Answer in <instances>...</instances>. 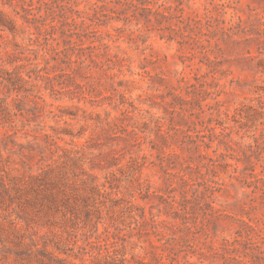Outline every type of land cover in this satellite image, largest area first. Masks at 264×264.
Masks as SVG:
<instances>
[{"label":"rangeland","instance_id":"374dc122","mask_svg":"<svg viewBox=\"0 0 264 264\" xmlns=\"http://www.w3.org/2000/svg\"><path fill=\"white\" fill-rule=\"evenodd\" d=\"M5 1L18 31L0 30V264H42L38 249L50 264H237L224 247L241 220L264 251V0L183 1L163 22L181 43L97 24V0Z\"/></svg>","mask_w":264,"mask_h":264},{"label":"trees","instance_id":"16d2710c","mask_svg":"<svg viewBox=\"0 0 264 264\" xmlns=\"http://www.w3.org/2000/svg\"><path fill=\"white\" fill-rule=\"evenodd\" d=\"M97 1L102 2L101 4H97ZM96 2H93L94 7V15L98 18L99 25H106L109 22L113 20L122 21L124 25L132 22L134 19L137 21H141L146 27H148L150 30H154L159 37L161 38H167L168 40H172L176 37L181 38L179 41L180 43L183 42V36L186 31V29H182L181 26H172V25H166L163 24L164 21L171 19L173 17H180L183 13V8L180 6V4L185 0H174L175 3L170 5H165L166 1L163 0L161 2H158V0L152 1V0H97ZM189 1V0H186ZM212 0H208L209 3H211ZM39 6L42 5V0H39ZM5 3H11V0L5 1ZM106 3H111L112 5L110 7L106 6ZM148 3L156 4L157 7L153 8L151 6H148ZM24 14L21 15L22 18L28 23L33 24L35 28L39 29V25L37 24L40 22V19L43 18V16L36 15V13L31 12V8L22 7ZM39 9V7H38ZM171 10H173L175 13H172ZM179 15H178V14ZM176 14V15H173ZM63 20L60 21L59 27L62 25L67 24V17L62 16ZM100 17V18H99ZM103 19H102V18ZM54 18L52 17L49 25L52 29H57L58 24L53 23ZM180 22H183L182 20ZM0 30L1 31H8L13 36L16 35L18 31V26L15 22V20L10 17L3 9L0 8ZM185 30V31H184ZM1 36V34H0ZM5 79L13 84V80L10 77H5ZM173 175V174H172ZM182 179L186 181L185 175L181 174ZM49 197L51 198L50 203H47L46 206L49 210H51L52 206L57 204V194L53 191L49 192ZM163 201L173 209L174 214L176 216L182 218L183 224L187 226V213L185 211V205L181 201H175L174 199H169V197H164ZM177 202V204L175 203ZM56 207V205H55ZM85 214L88 217L89 210H85ZM244 224V231L236 230L237 237L234 239L233 242H225V251L227 255H225L228 258H232L236 260L237 264H249L247 260L237 256H230L231 252L235 250V247L232 245L234 243H238L239 245H245L246 247L250 249H255L253 251V256L259 257V254H263L264 251L260 249L259 246L257 247H250L248 246V241L246 238L251 237L249 232L254 231L255 227L248 222L241 220ZM189 228V226H187ZM38 253L41 256L40 262L42 264H50L52 260V256L50 252H48L45 249H38ZM156 256V252H153ZM160 259L163 258V254H158Z\"/></svg>","mask_w":264,"mask_h":264}]
</instances>
